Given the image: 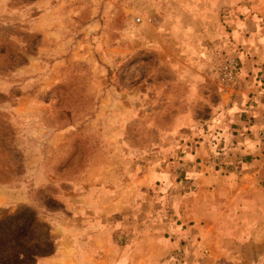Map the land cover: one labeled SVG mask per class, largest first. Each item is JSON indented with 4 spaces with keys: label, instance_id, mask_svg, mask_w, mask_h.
Returning <instances> with one entry per match:
<instances>
[{
    "label": "rangeland",
    "instance_id": "obj_1",
    "mask_svg": "<svg viewBox=\"0 0 264 264\" xmlns=\"http://www.w3.org/2000/svg\"><path fill=\"white\" fill-rule=\"evenodd\" d=\"M177 3L0 0V221L33 210L53 264H185L172 206L234 93L216 82L226 49L176 61Z\"/></svg>",
    "mask_w": 264,
    "mask_h": 264
},
{
    "label": "crops",
    "instance_id": "obj_2",
    "mask_svg": "<svg viewBox=\"0 0 264 264\" xmlns=\"http://www.w3.org/2000/svg\"><path fill=\"white\" fill-rule=\"evenodd\" d=\"M181 1L186 5L177 3L173 17L176 61L211 53L212 42L238 59L240 72L231 104L221 106L224 120L202 135L199 151L185 161L182 176L189 190L172 206L170 242L183 251L185 264H264V157L254 153L252 139L243 133L250 115L248 94L264 73V0ZM203 41L208 49L201 47ZM56 260L52 256L39 264Z\"/></svg>",
    "mask_w": 264,
    "mask_h": 264
},
{
    "label": "trees",
    "instance_id": "obj_3",
    "mask_svg": "<svg viewBox=\"0 0 264 264\" xmlns=\"http://www.w3.org/2000/svg\"><path fill=\"white\" fill-rule=\"evenodd\" d=\"M246 130L243 133L250 139V135ZM8 220H16L18 222L24 220L27 224L13 233L10 228L7 229L6 225L10 224L13 229H16L19 228L18 224L9 223ZM37 220V214L33 210L22 208L12 217L4 218L0 221V238L6 236L7 233H11L9 235V237H11L9 242L12 244L5 250H1L4 249L5 246L2 244L0 245V264H37L44 258L54 256L55 247L52 242L48 240L34 241L32 238V231H29V227L33 229L38 226L39 223ZM220 262L221 261H219V263Z\"/></svg>",
    "mask_w": 264,
    "mask_h": 264
},
{
    "label": "built area",
    "instance_id": "obj_4",
    "mask_svg": "<svg viewBox=\"0 0 264 264\" xmlns=\"http://www.w3.org/2000/svg\"><path fill=\"white\" fill-rule=\"evenodd\" d=\"M140 22V18H137ZM240 63L236 57L228 56L219 61L216 82L225 95H232L239 82ZM252 91L248 94L250 115L247 132L254 144L255 152L264 157V73L256 78ZM249 127L251 129H249Z\"/></svg>",
    "mask_w": 264,
    "mask_h": 264
}]
</instances>
